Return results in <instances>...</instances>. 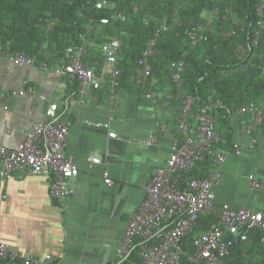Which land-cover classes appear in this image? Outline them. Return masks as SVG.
Masks as SVG:
<instances>
[{
	"label": "crops",
	"instance_id": "obj_1",
	"mask_svg": "<svg viewBox=\"0 0 264 264\" xmlns=\"http://www.w3.org/2000/svg\"><path fill=\"white\" fill-rule=\"evenodd\" d=\"M10 53L0 48V144L16 146L43 116L44 100L36 98L29 104L27 96H10L34 85L58 104L59 118L67 120L64 150L79 172L71 179L72 192L64 197L53 195L50 175L13 172L0 181V242L20 256L42 259L51 254L55 264H119L127 223L145 200L146 186L182 143L179 94H171L162 80L154 79L146 87L152 74L142 81L135 77L130 89L106 93L110 76L93 65L99 87L80 93L71 76L43 69L46 62L13 64ZM150 90L156 92L155 100L146 96ZM70 97L74 102L68 105ZM248 120L244 113L233 116L235 150L225 153L219 164L215 206L264 207V123L249 133L243 130ZM109 131L116 136H108ZM252 136L256 141L251 146ZM96 157L99 162H93ZM105 173L111 178L109 184ZM253 180L260 186H253Z\"/></svg>",
	"mask_w": 264,
	"mask_h": 264
},
{
	"label": "trees",
	"instance_id": "obj_2",
	"mask_svg": "<svg viewBox=\"0 0 264 264\" xmlns=\"http://www.w3.org/2000/svg\"><path fill=\"white\" fill-rule=\"evenodd\" d=\"M97 1L0 0V48L32 56L38 65H63L67 47L84 46L83 60L100 70L105 43L117 38L120 72L115 89H130L147 41L166 24L156 37L150 57L152 75L145 86L162 80L171 94L178 95L171 64L183 60L180 91L195 98L193 113L208 106L218 135L205 158L182 174L180 185L186 189L189 180L206 178L218 169L214 150H235L232 121L240 108L251 103L262 108L259 127L264 123V14L260 16L257 10L264 0H104L101 8L96 7ZM102 17L108 22H101ZM66 84L70 85L67 79ZM70 86L76 90L74 84ZM104 90L111 91L109 81ZM215 221L218 218L212 214L200 215L198 226L182 238L180 264H190L195 236ZM230 238L227 232L224 240ZM143 242L136 237L119 264H141ZM224 259L227 264H264V231L254 228L246 239L235 238Z\"/></svg>",
	"mask_w": 264,
	"mask_h": 264
},
{
	"label": "built area",
	"instance_id": "obj_3",
	"mask_svg": "<svg viewBox=\"0 0 264 264\" xmlns=\"http://www.w3.org/2000/svg\"><path fill=\"white\" fill-rule=\"evenodd\" d=\"M104 5V0L96 2L98 8ZM257 10L262 16L264 4H259ZM100 21L106 23L108 18L102 17ZM175 21L179 22V18H175ZM47 26L50 28L52 22ZM167 27L163 24L155 36L147 41L138 60L137 81L147 79L152 74L150 57L153 54V46L159 31ZM120 45L121 42L117 38H112L104 45L106 57L101 71L110 76L111 92H114L118 83L117 76L120 71L117 66V51ZM239 50L244 53L242 47ZM84 52V46L78 49L69 46L64 53L66 61L63 65L50 68L43 63L41 67L58 75L71 76L78 81L79 92L85 93L87 88L99 87V81L94 67L83 60ZM9 59L19 66L35 63L34 57L23 52L10 53ZM171 66L172 78L179 91L178 130L182 143L167 157L165 164L157 168L146 186V198L129 219L118 252L121 257L128 254L135 238L139 236L144 239L141 245V264H180L183 253L182 238L198 226L200 215L212 214L218 221L211 223L208 229L195 236L196 250L190 256V264H227L224 258L229 254V248L235 238L246 239L249 231L254 228L264 231V207L253 210L245 207L235 209L226 203L215 206L213 188L221 181L218 169L212 170L206 178L189 180L186 189L181 188L182 174L189 173L198 160L205 158V153L210 151L212 142L218 139V135L208 106L202 105L197 113H193L195 98L180 91L184 61L172 62ZM16 95L27 96L29 104L40 98L47 102V105L43 116L31 130L24 132L22 140L16 146L7 147L0 144V181L7 179L13 172L46 174L52 178L53 195H69L72 192L71 179L78 174L79 169L74 158L64 150L68 134L67 120L59 118L58 104L49 101L34 85L10 93V96ZM146 96L155 100L156 92L150 90ZM169 97L168 94L165 95V99ZM66 102L69 105L74 100L70 97ZM238 112L250 116L244 123L243 130L256 132L262 123V108L251 103L240 108ZM192 119L194 121H191ZM108 136L114 137L116 132L109 131ZM255 141L256 137L252 136L250 145ZM213 155L218 164L225 158V153L218 149L213 151ZM99 161L100 158H93V162ZM104 180L108 184L111 183V178L106 173ZM252 184L255 187L260 186L255 180ZM227 232L231 238L224 240ZM51 259V254H46L42 259L32 255L20 256L12 252L6 243L0 242V264H50Z\"/></svg>",
	"mask_w": 264,
	"mask_h": 264
}]
</instances>
